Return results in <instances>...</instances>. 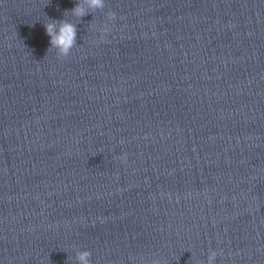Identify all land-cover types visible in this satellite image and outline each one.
Segmentation results:
<instances>
[{
  "label": "clouds",
  "instance_id": "1",
  "mask_svg": "<svg viewBox=\"0 0 264 264\" xmlns=\"http://www.w3.org/2000/svg\"><path fill=\"white\" fill-rule=\"evenodd\" d=\"M105 0H78L76 5L70 10L71 14L81 18L89 14L90 11L103 9ZM109 18L114 19L115 13H109ZM45 31L50 37V48H55L60 57H67L73 47L76 45L77 28L76 25L67 20H50L44 24ZM217 253L213 251L209 258V264H213ZM90 252L83 251L80 253L78 259L79 264H90ZM155 264V262H154Z\"/></svg>",
  "mask_w": 264,
  "mask_h": 264
}]
</instances>
